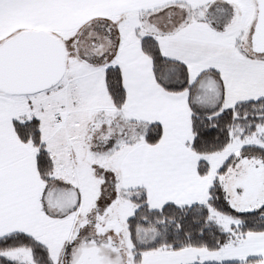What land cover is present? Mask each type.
I'll return each instance as SVG.
<instances>
[{"label": "snow or ice", "instance_id": "6c2138e0", "mask_svg": "<svg viewBox=\"0 0 264 264\" xmlns=\"http://www.w3.org/2000/svg\"><path fill=\"white\" fill-rule=\"evenodd\" d=\"M0 264H264V0H0Z\"/></svg>", "mask_w": 264, "mask_h": 264}]
</instances>
